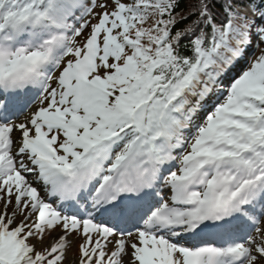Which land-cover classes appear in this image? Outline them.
<instances>
[{
	"label": "snow or ice",
	"instance_id": "obj_1",
	"mask_svg": "<svg viewBox=\"0 0 264 264\" xmlns=\"http://www.w3.org/2000/svg\"><path fill=\"white\" fill-rule=\"evenodd\" d=\"M0 264H264V0H0Z\"/></svg>",
	"mask_w": 264,
	"mask_h": 264
}]
</instances>
